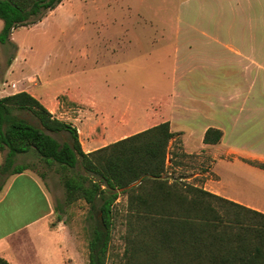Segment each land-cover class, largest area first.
<instances>
[{
	"label": "rangeland",
	"instance_id": "1",
	"mask_svg": "<svg viewBox=\"0 0 264 264\" xmlns=\"http://www.w3.org/2000/svg\"><path fill=\"white\" fill-rule=\"evenodd\" d=\"M198 0H66L61 7L36 23L15 28L9 42L0 43V97L10 93L38 90L41 82L58 80L52 87L78 88L97 95L103 103L92 115L79 111L82 105L70 102L64 95L62 118L76 122L80 127L86 119L90 122L87 133L102 143L112 141L114 131L105 129V116H118L122 122L135 115L140 121L145 107L165 100L173 90L186 97L197 98L221 92L223 101L211 99L199 105V112L191 116L193 124L175 122L177 127L193 126L197 137L199 127L205 122L221 124L226 129V142L230 141L232 122L239 147H248L257 156L264 157V82H231V67L225 65L195 69L187 73L197 77L217 76L221 82H186V27L213 26L214 10ZM3 21L0 19V30ZM63 77V79L61 78ZM69 87V88H67ZM78 90L81 91V90ZM240 89V97L233 102L232 91ZM65 91V90H64ZM68 93V92H67ZM156 106V105H155ZM85 108V107H84ZM157 108V107H156ZM159 109V107L157 108ZM13 113L31 124L40 126L29 111L14 109ZM238 115V120L236 116ZM135 122V121H134ZM178 124V125H177ZM127 130L123 134L134 133ZM176 131L175 145L171 143L168 173L184 183L201 185L209 177L220 175L222 193L264 209V170L251 164L232 161L230 147L219 145L201 147L198 140H188L186 132ZM59 141L68 140L65 132H50ZM191 145L185 151L182 138ZM191 138V139H192ZM105 140V141H104ZM84 144V139L81 141ZM176 144L182 147L178 149ZM100 145V144H99ZM83 148V147H82ZM247 150V148H246ZM186 153L183 155L182 153ZM221 159V160H219ZM15 163H29L30 170L46 184L52 203L58 208L54 223L62 226L63 237L52 258L38 253L35 244L22 237L15 239V253L22 264H88L87 220L88 206L83 200L66 204L62 172L57 165L47 166L33 152L18 154ZM126 196L121 194L115 208L118 216L113 229L106 264H122L125 232L124 214ZM22 244H26L28 258L21 259Z\"/></svg>",
	"mask_w": 264,
	"mask_h": 264
},
{
	"label": "trees",
	"instance_id": "2",
	"mask_svg": "<svg viewBox=\"0 0 264 264\" xmlns=\"http://www.w3.org/2000/svg\"><path fill=\"white\" fill-rule=\"evenodd\" d=\"M61 2L0 0V43ZM14 109L29 111L40 126L16 116ZM50 132H65L68 140ZM222 135L209 127L203 142L219 143ZM175 141L170 122L163 121L85 152L76 127L53 116L29 92L0 97V151L5 152L0 174L30 168L15 163L18 154L30 151L45 165L59 166L65 203L83 200L88 206V264H106L121 194L127 198L122 264H264V212L172 178L168 163L173 164ZM249 163L264 170V162ZM0 264L9 263L0 257Z\"/></svg>",
	"mask_w": 264,
	"mask_h": 264
},
{
	"label": "crops",
	"instance_id": "3",
	"mask_svg": "<svg viewBox=\"0 0 264 264\" xmlns=\"http://www.w3.org/2000/svg\"><path fill=\"white\" fill-rule=\"evenodd\" d=\"M62 2L53 10L49 11L48 15L44 17L47 19L51 13H55L59 7L65 3ZM205 4L208 9L214 10L213 26H194L186 27V82H221L222 80L217 76L206 77L205 74L197 77L188 76V71L194 72L195 69H200L202 72L207 67H217L229 65L231 67V82L242 80L247 83H255L258 80L264 82V0H198ZM44 19L41 22L44 21ZM63 79V77H61ZM54 81H43L38 87V90L31 88L26 90L31 95L35 96L39 101L58 119L63 120L61 114L62 104L59 96L67 95L70 102H79L82 107L79 109L81 113L92 115L93 111L98 106L103 107L97 100V95L82 91L80 87L66 91V87H52ZM81 90L78 92V90ZM65 90V91H64ZM68 92V93H67ZM12 93H15L12 92ZM10 93V94H12ZM240 97V89L232 91L230 99L233 102ZM211 99L218 100L220 104L223 101L221 92H214L210 94L207 100L205 97L197 98L189 93L182 98V94L173 90L165 100H160L152 107H145L143 116L140 121L135 119V115L128 121L122 122L123 118L117 117L111 119L105 116L103 122L104 130L114 131L113 140L102 143L100 140H95L88 133L89 121H86L79 126L76 122H70L76 127L80 143L83 150L89 152L99 147L110 144L130 134L124 135L127 130H136L134 133L151 127L163 121L170 122V129L175 133L176 131H184L188 140L197 142L203 148L207 145L217 146L216 144H206L203 142V136L206 129L209 127L220 129L223 132L221 143L230 147L232 161L250 164L249 161L264 162V157L255 155L254 152L249 151V148L239 147L234 133L235 125L232 122V133L230 141L226 142V129L221 124H213L205 122L199 127L196 139L192 138L195 133L193 126L177 127L173 129L175 122L191 125L193 119L191 116H196L199 112L198 106L206 105V101ZM156 105V106H155ZM85 107V108H84ZM159 107V109L157 108ZM238 120V115L236 116ZM65 121V120H64ZM135 121V122H134ZM178 125V124H177ZM91 128V127H90ZM184 133V134H185ZM192 138V139H191ZM105 141V140H104ZM182 146L187 150L191 145L182 138ZM100 144V145H99ZM4 151H0V165L3 162ZM221 160V159H219ZM218 161V160H217ZM215 161V163L217 162ZM216 177H209L205 179L200 187L210 191L214 194L223 196L235 202H238L247 207L264 212V209L259 208L250 203H245L242 200L228 196L222 193L219 187L220 175L215 170ZM42 178L36 175L29 168L22 172L7 174H0V257L6 259L9 264H22L15 253V239L22 237L25 243V238L30 243L35 244V250L38 253L54 257L57 253L58 243L61 241L63 235L60 232L62 226L60 223H54L52 220L56 214V205L52 203L49 190ZM58 219V216L56 214ZM60 221V219H58ZM26 245V244H25ZM22 244L21 259H27L28 253L26 246Z\"/></svg>",
	"mask_w": 264,
	"mask_h": 264
}]
</instances>
